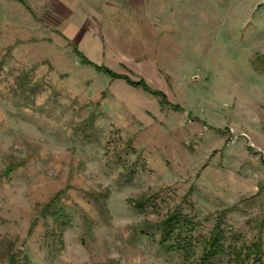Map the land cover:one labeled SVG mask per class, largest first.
Wrapping results in <instances>:
<instances>
[{"label":"rangeland","instance_id":"374dc122","mask_svg":"<svg viewBox=\"0 0 264 264\" xmlns=\"http://www.w3.org/2000/svg\"><path fill=\"white\" fill-rule=\"evenodd\" d=\"M39 22L0 0V264H264V0L124 6L112 77Z\"/></svg>","mask_w":264,"mask_h":264},{"label":"crops","instance_id":"0c3cea01","mask_svg":"<svg viewBox=\"0 0 264 264\" xmlns=\"http://www.w3.org/2000/svg\"><path fill=\"white\" fill-rule=\"evenodd\" d=\"M33 12L43 28L58 34L77 50L95 49L101 44L102 20L124 6L135 8L142 0H9ZM257 1V0H256Z\"/></svg>","mask_w":264,"mask_h":264},{"label":"trees","instance_id":"16d2710c","mask_svg":"<svg viewBox=\"0 0 264 264\" xmlns=\"http://www.w3.org/2000/svg\"><path fill=\"white\" fill-rule=\"evenodd\" d=\"M73 50H74V53L75 55L80 59V62L81 64H84V65H91V66H94L95 69L99 70L100 72H102L104 75L108 76V77H112L113 74L108 71L107 69H104L103 67H100V66H97V65H94L92 64L81 52H79L74 46H73ZM126 80V82H128V84H131L132 86H135V87H141L145 92L149 93L150 95L152 96H155L157 98H159L160 100H162L164 98V95L161 93V92H157V91H152L151 89H149L146 84L142 81H138V82H132L126 78H124ZM177 111V110H175ZM55 199L52 200L47 206L46 208H51L52 206H54L55 204ZM53 217L54 218H58L60 215H58V213L56 212H53L52 213ZM217 233V229H215L212 234L210 235V238L207 240V242L204 244V249H212L214 248L215 246H217V248H219V242H220V239H219V236L217 237L216 235ZM252 250H253V254L255 255L254 256V259H253V262L251 264H260V259H259V250H260V242L258 241L255 245L252 246ZM10 263H12L10 261Z\"/></svg>","mask_w":264,"mask_h":264}]
</instances>
